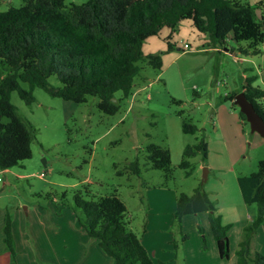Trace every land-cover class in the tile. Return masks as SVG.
<instances>
[{
  "label": "rangeland",
  "instance_id": "374dc122",
  "mask_svg": "<svg viewBox=\"0 0 264 264\" xmlns=\"http://www.w3.org/2000/svg\"><path fill=\"white\" fill-rule=\"evenodd\" d=\"M85 1L66 0V4ZM240 1L256 5L258 19L264 14V0ZM20 4L21 0H0V10ZM189 22L184 20L169 38L173 49H167L170 29L166 26L149 39L154 51L170 52L172 61L165 64L164 74L171 75L175 86L168 87L165 76L151 82L162 67L154 69L141 63L143 69L135 79L134 91L141 86L143 89L123 99H119L121 91L115 92L113 100L119 108L114 113L101 110L97 96H87L86 101L78 103L35 87L33 102L26 104L17 91L10 93L18 114L36 130L31 157L0 174V204L11 206L10 216L14 206L24 216L25 207L34 206L40 213H52L50 219L47 216L50 223L63 218L68 229V248L75 253L79 249L81 257L79 239L75 243L73 232L85 234L76 219L83 213L74 208V194L79 191L91 198L116 193L126 205L129 228L148 246L152 264H230L229 258L218 254L209 212L190 213L177 220L176 200L180 193L192 194L201 186L211 195L215 213L223 224H228L230 243H234L237 233L240 239L238 235L236 241L244 238V228L256 218L257 204L243 202L240 195L237 200L232 183L235 176L257 170L258 161L264 159V143L261 146L256 138L262 137L250 131L249 124L238 118V109L231 108L228 102V110L234 111L235 117L219 108L222 115L218 122L215 111L219 103L226 102L227 93L242 88L247 76H256L253 84L264 88V43L260 45L262 53L257 55L237 52L238 43L231 38L224 46L228 52L207 51L192 34ZM184 42L189 43L191 50H183ZM245 44L246 41L239 42ZM143 76L146 80L138 86ZM48 83L55 87L61 84L54 74L48 77ZM20 85L29 87L25 82ZM183 119L198 130L183 132ZM237 122L239 127L235 126ZM202 137L210 142L208 157L202 159V154L196 152L187 158L186 167L181 166L185 147ZM150 143L170 150L171 176L165 177L163 170L152 166L147 151ZM133 162L138 163L137 173L128 167ZM205 168L207 177L203 181ZM263 225L264 220L252 234L251 247L264 254V237L256 234L258 229L263 231ZM84 236L99 246L96 239ZM88 246L84 242L82 249Z\"/></svg>",
  "mask_w": 264,
  "mask_h": 264
},
{
  "label": "trees",
  "instance_id": "16d2710c",
  "mask_svg": "<svg viewBox=\"0 0 264 264\" xmlns=\"http://www.w3.org/2000/svg\"><path fill=\"white\" fill-rule=\"evenodd\" d=\"M183 20H190L194 29L206 36L208 47H224L229 37L238 43L237 52L241 54L262 53L264 14L258 19L256 5L240 0H87L80 4L21 0L20 6L0 10V169L30 158L36 136L31 123L24 121L11 103L12 91H17L26 104L33 102L35 87L78 103L86 101L87 96H97L98 107L114 113L119 108L113 100L115 92H122L119 99L132 95L135 79L143 69L141 63L154 69L162 67L161 52L144 54V41L166 26L170 29L167 49H173L169 38ZM240 41H246L245 46L239 45ZM52 74L58 77L60 86L48 83ZM256 78L245 77L242 90L264 120V88L253 84ZM21 82L29 87H21ZM235 94L225 95L224 100L238 109L243 123L247 122L233 102ZM182 130L195 133L198 128L183 119ZM147 151L152 166L163 170L165 177L171 176L170 150L150 143ZM196 152L202 159L208 157V142L203 137L185 147L180 165L186 167L187 158ZM128 167L131 172L139 171L137 162ZM237 179L243 200L256 203L258 212L244 228L236 264H264V254L251 247V236L264 220V159L258 161L256 171L238 175ZM73 203L83 213L76 218L79 226L98 241L115 264L153 263L137 233L129 228L126 205L116 193L87 198L78 191ZM214 209L207 193L198 186L192 194H179L175 217L181 220L186 214L208 211L218 254L228 258V224H223ZM3 232L11 264H17L10 214L5 216Z\"/></svg>",
  "mask_w": 264,
  "mask_h": 264
},
{
  "label": "crops",
  "instance_id": "0c3cea01",
  "mask_svg": "<svg viewBox=\"0 0 264 264\" xmlns=\"http://www.w3.org/2000/svg\"><path fill=\"white\" fill-rule=\"evenodd\" d=\"M183 22L184 20L181 22V24ZM189 23H190L189 25L190 30L192 29V34L196 37V39L198 40V43L205 46L203 48L204 50L228 52V49H226L225 47H220V46L207 47L206 36L202 33L197 32L195 29H193L191 21ZM181 24L179 26V29L181 27ZM154 36H150L144 41L142 45V50L144 54L156 52L154 51L155 49H153L152 47L153 45H152L151 40H149ZM227 40L228 39H226V41ZM170 42H173V41H170ZM160 51L162 54V68L151 82L155 81L156 78L159 76L164 77L165 76L164 74L165 64L169 65L170 62L172 61V60H169L170 52H166L164 49H160ZM167 75L168 77L165 76L167 78L166 84L168 87L171 88L172 86H175V82L170 79L172 77L169 73H167ZM145 80H146V77L143 76L142 80H140L137 83L138 86L142 85V83H144ZM151 82L149 84H151ZM263 82H264V79H263ZM136 87L137 86H135V88ZM143 87L144 86H141L137 88L136 90H141L143 89ZM241 90L242 88L238 92H240ZM135 91L133 88V92ZM238 92H231V93H227L226 95H231L233 93H238ZM219 108L223 109L224 111H226L227 114L231 116L235 115L234 111L230 109L228 110L227 102H221L216 106V111H215L218 122L220 121L219 119L222 115L221 112H219ZM239 125H240L239 122H237L235 126L239 127ZM223 126L225 128L227 127L225 125ZM259 139L260 138H256V141L258 140L259 144L261 143V146H262L263 145L262 143H264L263 142L264 138H261L262 140L261 139L259 140ZM229 142L230 141H226V143H229ZM208 150H210V142L208 143ZM208 155H209V151H208ZM227 156L231 160V162L235 161V160H232L230 154H228ZM6 171L7 169H0V174ZM23 175L25 174H21L19 176H23ZM237 177L236 176L234 177L235 182H234V185L232 183V191L234 190L237 200H238V195H240L241 200L245 202L242 197V193H241V190L238 184ZM235 183H236V186H235ZM207 195L211 201L212 199L211 195H209L208 193ZM229 201H231L232 203V200L229 199ZM10 208L11 206L8 204H0V264H11V255H10V252L5 247L4 232H3L5 216L6 214H9ZM13 210L14 211L12 212V215H11L12 216L11 225H12V235L14 239V245L16 249L17 264H115L114 260L108 254H106L99 246H96L95 242L86 241L84 235H87V234L85 232H84L85 234H81L82 232L80 231L73 232V235H75V243L79 239V243L81 247L80 250L82 253L81 257L77 253L79 249L77 250L76 253L75 251H72L71 249H69L68 244H67L68 242L67 225H65L64 227L63 218H60V219L55 218L57 219L56 223L54 222L50 223V221L48 222V217L49 219L52 217V213L50 211L49 213H46V211L45 212L42 211L40 213L38 207L26 206L25 207L26 216H24L20 208H15L14 206ZM240 230H241V225L238 231L240 232ZM258 231L256 234L258 235L260 234L262 237H264V225H263V231L261 229H258ZM238 235L240 239V233H237L236 240H237ZM239 239L238 241L235 240L234 243H230V239H229L230 254L228 257L229 258L228 263L230 264H236V250L238 248ZM84 242L85 244L87 243V245L89 244L86 250L82 249V244ZM141 242L145 246V248L148 249L147 248L148 246L144 243V241H141ZM156 254H157V251L154 250V256H156Z\"/></svg>",
  "mask_w": 264,
  "mask_h": 264
},
{
  "label": "water",
  "instance_id": "95a60500",
  "mask_svg": "<svg viewBox=\"0 0 264 264\" xmlns=\"http://www.w3.org/2000/svg\"><path fill=\"white\" fill-rule=\"evenodd\" d=\"M233 102L239 108L240 112L245 115L246 121L250 126V131L252 133L256 132L262 138H264V120L257 113L252 102L247 99L243 90L234 95ZM206 172L207 168H205L203 181L206 180Z\"/></svg>",
  "mask_w": 264,
  "mask_h": 264
},
{
  "label": "built area",
  "instance_id": "2783aa9c",
  "mask_svg": "<svg viewBox=\"0 0 264 264\" xmlns=\"http://www.w3.org/2000/svg\"><path fill=\"white\" fill-rule=\"evenodd\" d=\"M184 49L183 50H191L189 43L185 42L183 44ZM234 58L237 59V56L234 55Z\"/></svg>",
  "mask_w": 264,
  "mask_h": 264
}]
</instances>
